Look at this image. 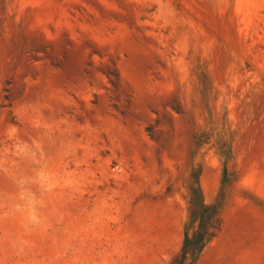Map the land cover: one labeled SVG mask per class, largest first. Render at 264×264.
<instances>
[{
	"label": "rangeland",
	"instance_id": "obj_1",
	"mask_svg": "<svg viewBox=\"0 0 264 264\" xmlns=\"http://www.w3.org/2000/svg\"><path fill=\"white\" fill-rule=\"evenodd\" d=\"M264 264V0H0V264Z\"/></svg>",
	"mask_w": 264,
	"mask_h": 264
},
{
	"label": "trees",
	"instance_id": "obj_2",
	"mask_svg": "<svg viewBox=\"0 0 264 264\" xmlns=\"http://www.w3.org/2000/svg\"><path fill=\"white\" fill-rule=\"evenodd\" d=\"M221 205L218 200L207 203L198 183L192 186L183 244L172 264H196L220 229Z\"/></svg>",
	"mask_w": 264,
	"mask_h": 264
}]
</instances>
